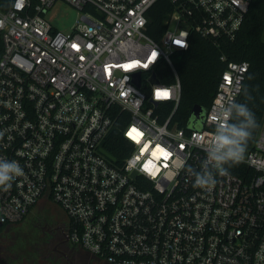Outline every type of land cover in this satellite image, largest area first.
<instances>
[{
    "label": "built area",
    "instance_id": "2783aa9c",
    "mask_svg": "<svg viewBox=\"0 0 264 264\" xmlns=\"http://www.w3.org/2000/svg\"><path fill=\"white\" fill-rule=\"evenodd\" d=\"M57 1L0 0V159L23 169L0 187V222L51 198L70 241L110 264H264V116L246 177L215 172L209 155L250 64L228 61L184 125L173 60L193 30L234 39L252 0H169L158 39V0H64L81 12L68 31L46 17ZM164 65L173 81L159 77ZM116 129L129 141L119 155L106 146ZM209 171L216 183L196 186L193 173Z\"/></svg>",
    "mask_w": 264,
    "mask_h": 264
},
{
    "label": "trees",
    "instance_id": "16d2710c",
    "mask_svg": "<svg viewBox=\"0 0 264 264\" xmlns=\"http://www.w3.org/2000/svg\"><path fill=\"white\" fill-rule=\"evenodd\" d=\"M172 10L173 3L169 0H158L152 6L150 10L151 26L148 29L152 37L158 39L162 36ZM1 47L0 38V51ZM223 55L225 59H222ZM173 60L182 87L177 117L182 119L184 125H187V122L191 119L196 104L201 105L204 109L210 105L218 80L228 61L246 60L249 62V70L236 104H246L255 115L256 127L252 129V135L247 142L244 154L253 149L264 116V0H252L245 20L234 39L219 37L216 40V38L205 37L193 30L190 36L189 48L176 50ZM157 72L162 80L173 81L175 79V74L167 65L161 67ZM241 121L242 118L234 108L229 125H238ZM119 125L122 124L118 123ZM127 144H129V141L118 131L115 139L113 138V144H107L106 146L119 155L118 147L127 146ZM225 166L243 177L251 173V167L242 161L231 166ZM26 231L22 232V230L14 228L13 224L3 223L0 227V233H2L0 240L10 241L8 248L11 252L9 251L8 255L4 252L6 257L2 258L3 250L0 246V264H24L25 261L29 262L30 260L35 264L41 258V250H44V248L47 250L50 241L43 240L38 235L37 230H30L29 228ZM44 243L46 247L43 248ZM76 246L79 250L78 253L84 257L85 262L99 264L100 259L98 256L90 255L80 246ZM51 255L52 253L49 254V256ZM57 256L59 257L52 256L48 259L54 264H70L61 255L57 254ZM73 261L78 264L75 259Z\"/></svg>",
    "mask_w": 264,
    "mask_h": 264
},
{
    "label": "clouds",
    "instance_id": "9594fccd",
    "mask_svg": "<svg viewBox=\"0 0 264 264\" xmlns=\"http://www.w3.org/2000/svg\"><path fill=\"white\" fill-rule=\"evenodd\" d=\"M238 115L242 121L238 125L222 127L214 136V146L210 152L211 159L215 162V172L221 175L227 174L225 165H233L243 159L246 145L252 135V129L256 127L254 113L246 104H234ZM189 167L186 171L188 173ZM215 172L193 173L195 185L198 187H208L216 183ZM23 175V169L16 161L0 159V187L5 190L11 187V181Z\"/></svg>",
    "mask_w": 264,
    "mask_h": 264
},
{
    "label": "rangeland",
    "instance_id": "374dc122",
    "mask_svg": "<svg viewBox=\"0 0 264 264\" xmlns=\"http://www.w3.org/2000/svg\"><path fill=\"white\" fill-rule=\"evenodd\" d=\"M80 14H81L80 10L77 7H75L74 5H72L69 2H66L64 0H58L48 10L46 17L55 26L59 27L60 29L65 30V31H68L72 28L76 19L80 16ZM45 213L47 215H49V214L53 215L55 218L57 217L58 220H60V218L62 217V214L59 210L58 203L55 202L54 200H51V198H44L42 201H40L33 208L32 212H30L27 215L26 219H23L19 223L13 224V226L16 229L22 230V232H27L26 230H28L29 228H30V230L31 229L37 230L39 233L38 235L43 240H47L45 233H44L45 221L43 222V219H42V216ZM1 234L2 233H0V235ZM6 242L7 241L0 240V246H1V249L3 250L2 251L3 253L1 255L2 258L6 257L4 255V252L7 255L9 254L8 253L9 251L11 252V250L8 248L10 241L7 243ZM54 246H55V243L52 242V243H50V246L48 245L49 249L47 247V250H46V248H44V247H46V244L44 243V245H43L44 250H41L42 256H41V258H39L37 260V263H35V264H54L53 262L51 263V261L48 259V257H52V256L53 257L55 256V258L59 257V256H57L56 252H54L52 250V248ZM50 253H52L51 256H49ZM24 264H34V263L32 262V260H30L29 262L25 261Z\"/></svg>",
    "mask_w": 264,
    "mask_h": 264
},
{
    "label": "flooded vegetation",
    "instance_id": "af4514ba",
    "mask_svg": "<svg viewBox=\"0 0 264 264\" xmlns=\"http://www.w3.org/2000/svg\"><path fill=\"white\" fill-rule=\"evenodd\" d=\"M59 210L62 214V217L60 218V220H58L57 217L55 218L53 215H50V214L49 216L46 213L42 216L43 222L45 221V228H44L45 236L47 240L50 241V243L52 242L55 243V246L53 247V251L56 252V254H59L63 258H65L69 263L70 261L68 260V258H70L72 261L73 259H75L78 264H84V263L91 264L90 262L84 261V257L78 253L79 250L76 244L70 241L68 237V232H67L68 231L67 215L60 206H59ZM2 225L3 223L0 225V227ZM98 263L99 264H110L106 261H101V260L98 261Z\"/></svg>",
    "mask_w": 264,
    "mask_h": 264
},
{
    "label": "water",
    "instance_id": "95a60500",
    "mask_svg": "<svg viewBox=\"0 0 264 264\" xmlns=\"http://www.w3.org/2000/svg\"><path fill=\"white\" fill-rule=\"evenodd\" d=\"M154 81H157L156 78H154ZM203 108L201 105L196 104L193 108V115L195 117H199L201 115ZM108 155H111L109 152H107ZM112 156V155H111ZM135 174V173H134ZM2 224V222H0V225ZM68 260L70 261L71 264H75L70 258H68Z\"/></svg>",
    "mask_w": 264,
    "mask_h": 264
},
{
    "label": "snow or ice",
    "instance_id": "6c2138e0",
    "mask_svg": "<svg viewBox=\"0 0 264 264\" xmlns=\"http://www.w3.org/2000/svg\"><path fill=\"white\" fill-rule=\"evenodd\" d=\"M177 43H179V41H177ZM157 95L158 96H167L168 93L167 92H158ZM133 131H135V130H133Z\"/></svg>",
    "mask_w": 264,
    "mask_h": 264
}]
</instances>
